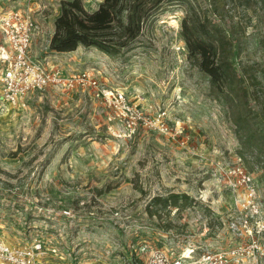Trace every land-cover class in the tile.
<instances>
[{
	"label": "rangeland",
	"instance_id": "rangeland-1",
	"mask_svg": "<svg viewBox=\"0 0 264 264\" xmlns=\"http://www.w3.org/2000/svg\"><path fill=\"white\" fill-rule=\"evenodd\" d=\"M62 1L0 0V12L30 7L42 30L35 56L69 76L89 70L149 120L166 112L170 132L130 127L81 86L0 105V238L17 248L42 246L41 264H148L158 252L176 257L187 248L202 254L248 247L252 238L229 228L239 200L229 171L241 159L254 173L263 209L264 171L240 157L228 105L212 93L186 46L178 48L191 11L224 30L240 74L264 82V0L256 9L247 0H172L134 49L115 57L95 49L50 51ZM103 1L83 4L95 11ZM6 44L0 29V48ZM171 195L192 204L180 201L151 216L152 200ZM259 241L264 251V235ZM247 250L233 264H264V255Z\"/></svg>",
	"mask_w": 264,
	"mask_h": 264
},
{
	"label": "trees",
	"instance_id": "trees-1",
	"mask_svg": "<svg viewBox=\"0 0 264 264\" xmlns=\"http://www.w3.org/2000/svg\"><path fill=\"white\" fill-rule=\"evenodd\" d=\"M171 1L104 0L95 11H88L83 0H63L61 14L54 22L50 51L62 54L84 48L110 57L127 54L143 36L151 19ZM258 1L247 0L245 5L256 9ZM181 38L189 59L209 77L212 93L228 105L240 143V157L253 159L264 171V82L237 71L231 41L210 19L188 11L182 22ZM180 201L186 206L192 204L188 196L156 197L150 204L156 211L150 215L177 206Z\"/></svg>",
	"mask_w": 264,
	"mask_h": 264
},
{
	"label": "built area",
	"instance_id": "built-area-1",
	"mask_svg": "<svg viewBox=\"0 0 264 264\" xmlns=\"http://www.w3.org/2000/svg\"><path fill=\"white\" fill-rule=\"evenodd\" d=\"M34 1L37 0H27V3L33 4ZM33 12L30 7L26 10L0 12V29L7 40L6 46L0 48V105H19L35 93L57 87L73 89L81 86L92 89L121 119L128 120L130 127L141 123L153 126L161 133L170 132L169 126L164 122L166 112L149 120L128 100L123 91H110L103 87L89 70L69 76L54 68L47 62V58L35 56L33 48L40 27ZM180 49L184 51L185 45L180 46L178 50ZM229 173V185L238 192L239 198L235 217L229 228L235 235L251 237L248 247L239 246L227 251L202 254H197V248H187L176 257L158 252L148 264H233L243 260L249 253L247 248L264 255L259 241L264 235V209L258 199V182L254 173L245 168L241 159L237 160ZM41 250L42 246L33 249L17 248L0 238V263L41 264L37 258L42 254Z\"/></svg>",
	"mask_w": 264,
	"mask_h": 264
},
{
	"label": "crops",
	"instance_id": "crops-1",
	"mask_svg": "<svg viewBox=\"0 0 264 264\" xmlns=\"http://www.w3.org/2000/svg\"><path fill=\"white\" fill-rule=\"evenodd\" d=\"M59 15L61 14V7H59ZM59 15H57V17L59 16ZM40 27V26H39ZM42 29V28H41ZM41 33H42V30H40L39 31V34L37 35V37L36 38H38V37H40V35H41ZM53 33H54V31L52 32V35H51V38H52V36H53ZM51 40V39H50ZM36 41V40H35ZM49 45H50V42H49ZM64 54H67V53H64ZM42 57V56H41ZM47 60H48V58H47ZM50 63V62H49ZM51 64V63H50Z\"/></svg>",
	"mask_w": 264,
	"mask_h": 264
}]
</instances>
